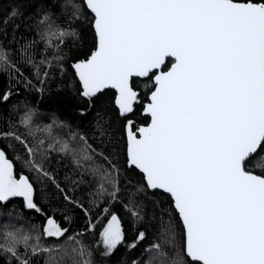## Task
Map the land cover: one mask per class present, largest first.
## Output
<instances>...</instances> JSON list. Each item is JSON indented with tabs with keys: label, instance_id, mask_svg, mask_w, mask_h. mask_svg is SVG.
Instances as JSON below:
<instances>
[{
	"label": "snow or ice",
	"instance_id": "snow-or-ice-1",
	"mask_svg": "<svg viewBox=\"0 0 264 264\" xmlns=\"http://www.w3.org/2000/svg\"><path fill=\"white\" fill-rule=\"evenodd\" d=\"M0 78V264H264V0H7Z\"/></svg>",
	"mask_w": 264,
	"mask_h": 264
},
{
	"label": "trees",
	"instance_id": "trees-1",
	"mask_svg": "<svg viewBox=\"0 0 264 264\" xmlns=\"http://www.w3.org/2000/svg\"><path fill=\"white\" fill-rule=\"evenodd\" d=\"M0 3H7V0H0ZM3 79L0 78V83H3ZM114 92V90H112ZM26 100L27 102L34 104L37 109H38V115L39 118L41 119V122L43 123H49L51 121V119L53 118V116L60 118V119H66L69 120L70 122L73 123H78L79 121L77 120L76 114L71 112V110L67 109L65 106L63 105H59L55 102H51V101H42V100H38L32 96H26V97H22V101ZM17 167L19 168V165H17ZM122 215V213H121ZM33 220H35V222L37 224L42 223L40 220L35 219V217L32 218ZM106 221H101L100 224L97 225V228H101L103 226V224H105ZM128 221L127 218L124 219L123 223H122V227L127 229L128 228ZM131 235V234H129Z\"/></svg>",
	"mask_w": 264,
	"mask_h": 264
}]
</instances>
